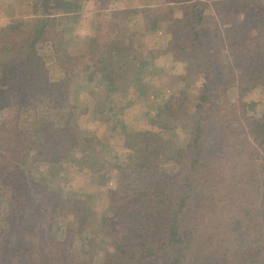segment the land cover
<instances>
[{
    "label": "trees",
    "instance_id": "trees-1",
    "mask_svg": "<svg viewBox=\"0 0 264 264\" xmlns=\"http://www.w3.org/2000/svg\"><path fill=\"white\" fill-rule=\"evenodd\" d=\"M26 1L24 19L0 24V264H264V113L249 114L231 91L264 90V0L104 8L78 53L68 49L70 24L87 0ZM159 32L171 35L168 48H143L141 40ZM165 57L183 63L196 90L166 100L171 120L190 123L186 147L163 160L150 138L116 156L112 169L128 175L109 189L107 219L86 204L68 228L81 241L71 249L53 234V218L73 196L60 187L53 193L32 168L86 158L91 146H78L68 103L79 83L108 80L99 91L103 114L128 138L132 103L147 102L148 115L161 99L148 84ZM171 159L179 168L164 166ZM107 177L101 172L99 182Z\"/></svg>",
    "mask_w": 264,
    "mask_h": 264
},
{
    "label": "rangeland",
    "instance_id": "rangeland-1",
    "mask_svg": "<svg viewBox=\"0 0 264 264\" xmlns=\"http://www.w3.org/2000/svg\"><path fill=\"white\" fill-rule=\"evenodd\" d=\"M164 1L87 0L85 11L80 14L77 20L73 21L74 23L70 24L74 32L68 41L69 51L71 53L83 51L90 34L95 30V20L104 8L121 9L143 5L152 6L154 4H163ZM22 7H24V10H21ZM27 12H31V4L26 0H9V2L8 0H0V24L4 25L9 22L12 19L9 18L11 14L20 16L17 18L24 19L26 14H28ZM22 14L25 16L21 17ZM141 42L143 43V48L153 46L166 50L171 42V35L166 32L150 33ZM174 61L173 63V59L170 57L160 59L159 63L164 66V70L153 77L148 84H152L151 92L158 94V98H161L157 103L158 105L149 109L148 115H143V111L148 108L147 102L144 103L143 100L137 99L129 108L126 122L128 126L133 128V132L128 138L123 136L121 132L114 131L112 125H110L111 123L106 121L103 114L102 104L105 99L104 97L101 99L102 94L99 91L107 85L108 80L107 82L102 80V82L79 83L73 87L71 95L68 97V103L76 107L72 125L78 132V146L84 145L87 149L89 145L91 146L84 154L87 159L83 158L84 160H80L83 156L80 155L78 159L73 158L64 162L63 165L37 163L32 168L37 180L43 182L53 193L60 187L70 196H73L70 204L60 213L54 215L53 212H49L54 215L53 224L55 229L53 234L60 241L70 243L71 249L79 246L81 241L79 234L69 236L68 228H76V217H80L86 204L89 203L94 216L99 220L107 219L109 189L123 184L128 175L126 170L112 169L116 156L126 158L132 146L133 148L142 145L147 147V142L150 141V138L153 139L152 141L156 144L157 150H159L155 154L159 159L164 160L166 154L171 152L178 153L185 149L190 123L188 121L171 120V117L167 115L166 100L181 89H190L192 91L193 86L190 85V82L184 80L183 63L177 60ZM77 77L78 81L81 82V77ZM120 77L118 84L126 79L125 74ZM150 77L151 75L146 76L147 80H145H150ZM127 78H129V74H127ZM231 91L233 100L242 98L243 102L250 104L248 106L249 114L261 115L264 113V90L261 87L239 84L237 88H233ZM195 92L196 90H193L191 96ZM131 98V93L126 94V98L124 97L128 103ZM173 125L174 129L171 130ZM169 127L170 130L168 129ZM163 163L170 171L179 168V165L173 159L166 160ZM101 172H105L108 175L103 184L99 182L101 180ZM47 216V219L51 218L49 214ZM58 227H61V229H58ZM40 229H46V220L41 224ZM98 251L100 255L104 252L101 247L98 248Z\"/></svg>",
    "mask_w": 264,
    "mask_h": 264
},
{
    "label": "crops",
    "instance_id": "crops-1",
    "mask_svg": "<svg viewBox=\"0 0 264 264\" xmlns=\"http://www.w3.org/2000/svg\"><path fill=\"white\" fill-rule=\"evenodd\" d=\"M2 2H3V1H2ZM156 2H157V1H156ZM21 10H24V7H22ZM24 16H25V15H23V14L21 15V17H24ZM17 17H20V16H17V15H15V14H11V16H10L9 18L11 19V18H17ZM25 17H26V16H25ZM94 32H95V30L92 32V34H90V36L93 35Z\"/></svg>",
    "mask_w": 264,
    "mask_h": 264
}]
</instances>
